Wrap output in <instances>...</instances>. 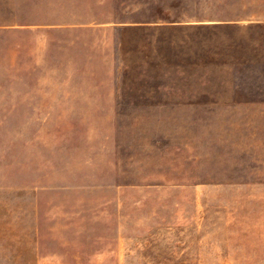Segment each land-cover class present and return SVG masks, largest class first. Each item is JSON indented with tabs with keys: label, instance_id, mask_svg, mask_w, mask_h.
<instances>
[{
	"label": "rangeland",
	"instance_id": "1",
	"mask_svg": "<svg viewBox=\"0 0 264 264\" xmlns=\"http://www.w3.org/2000/svg\"><path fill=\"white\" fill-rule=\"evenodd\" d=\"M0 264H264V0H0Z\"/></svg>",
	"mask_w": 264,
	"mask_h": 264
},
{
	"label": "crops",
	"instance_id": "2",
	"mask_svg": "<svg viewBox=\"0 0 264 264\" xmlns=\"http://www.w3.org/2000/svg\"><path fill=\"white\" fill-rule=\"evenodd\" d=\"M230 100V98H229ZM248 101V100H247ZM220 101L215 102L214 107H213V112L215 113V115L213 116V118H219L220 117ZM239 104H246V100H242L241 102H239ZM228 114L230 113V109H228ZM213 113V114H214ZM245 114V113H244ZM246 115V114H245Z\"/></svg>",
	"mask_w": 264,
	"mask_h": 264
}]
</instances>
